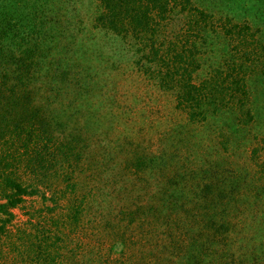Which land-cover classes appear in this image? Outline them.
<instances>
[{"label": "rangeland", "instance_id": "obj_1", "mask_svg": "<svg viewBox=\"0 0 264 264\" xmlns=\"http://www.w3.org/2000/svg\"><path fill=\"white\" fill-rule=\"evenodd\" d=\"M49 3L55 6L52 21L60 26L56 33L52 28L57 49L51 58L60 64V72L71 67L86 86L46 89L34 96L36 110H43L42 116L56 124L46 164L39 171L33 165L34 146H23L32 121L15 111L6 122L7 134L0 137V171L15 174L32 193L23 195L4 228L5 215L0 218V264H33L39 241L54 246L51 253L57 250L62 255L56 264H81V221L74 223L79 217H71L69 225L67 210L87 187L94 188L92 209L134 204V210L143 214L151 241L161 237L160 230L148 227L155 220L150 207H162L168 196L176 203H190L195 219L209 224L207 232L223 238L222 251L227 254L209 264H264V67L246 74L242 104H208L201 122H175V113L169 114L170 96L158 91L135 64L143 57L140 48L146 38L96 29L98 0ZM190 5L209 15L201 32L204 53L198 55L194 82L211 83L225 63L240 56L225 32L234 24L250 27L252 33L242 42L254 45H244L245 51L264 62V0H190ZM171 18L169 24L158 26L154 37L166 34L158 42L183 39L182 29L189 23L179 4ZM31 37L32 33L27 40ZM255 64L260 66L248 65ZM69 144L72 155L64 154ZM150 153L161 163L136 166ZM167 178L175 185L170 192L164 191ZM6 184L0 177V198L4 190L10 192Z\"/></svg>", "mask_w": 264, "mask_h": 264}, {"label": "trees", "instance_id": "obj_2", "mask_svg": "<svg viewBox=\"0 0 264 264\" xmlns=\"http://www.w3.org/2000/svg\"><path fill=\"white\" fill-rule=\"evenodd\" d=\"M178 4L186 12V22L189 23H185L182 29L183 39L179 42H158L166 38L165 33L164 38L159 36L157 40L154 37L158 26L162 27L161 22L170 23ZM98 7L100 11L94 19L96 29L122 37L131 33L146 38L140 48V57H143L137 59L135 64L142 68L158 91L162 90L163 94L170 96L168 99L173 109L169 114L175 113V122H201L206 117L205 106L208 104H242L246 97V74L264 67L263 61L253 60L245 51L244 45L251 48L254 45L253 42H242L245 37V40L249 38L246 35L252 33L250 27L234 24L225 32L235 42L232 48L240 56H233L234 59L225 63V68L216 73L218 75L211 83L194 82L193 75L200 68L198 55L203 52L202 45L205 44L200 40L202 29L209 19L206 12L191 6L190 0H98ZM54 8L49 0H0V120L4 121L0 124V137L7 134L9 126L6 122L13 118V112H21L18 117L32 121L28 130L30 136L24 139L23 146L30 143L34 146L33 165L37 171L46 164L49 143L55 131L53 125L56 124L52 125L42 116L43 110H36L38 106L34 96L46 89L64 91L74 86H86L85 80L79 79L81 75L75 74L68 66L60 72V64L51 58L57 49L55 42H52L56 35L52 33V28L56 33L60 27L56 20L52 21ZM23 26L31 32L25 34ZM31 33V39L27 40ZM251 63H259L260 66H249ZM16 128L21 130L20 122L16 123ZM70 145L64 154L72 155L69 153V148L72 150ZM137 162L136 166L149 168L161 163L155 153ZM75 175L76 172L71 178ZM61 176L70 178L65 174ZM0 177L10 188V192L4 190L0 198V218L5 215L4 228L6 223L11 222L12 209L22 202L24 194L32 192L22 186L15 174L3 175L0 171ZM163 184L165 192L175 189L168 178L164 179ZM92 194L93 187H87L85 191L81 189V199L78 203V198L73 200L67 210L70 209V213H67L69 225L72 223L71 217H79L74 223L81 221V264H209L227 254L222 251L223 238L207 232L209 224L203 218L195 219L193 212L196 209L190 203H176L168 196L167 200L162 199V207H150L149 212L155 215V220L148 223V227L154 228L153 232L160 230L157 237H161L151 241L150 233L145 232L143 214L134 210V204L110 209L96 206L92 209ZM219 228L222 229V226ZM59 231L65 233L62 229ZM148 240L150 242H146ZM52 247L43 245L42 241L37 242L38 250L34 253L33 264H56V260L60 261L62 255L57 250L55 254L51 253ZM70 257L67 256V260Z\"/></svg>", "mask_w": 264, "mask_h": 264}]
</instances>
